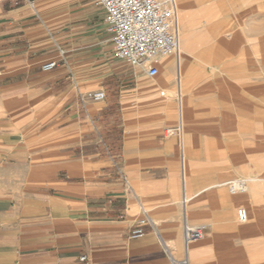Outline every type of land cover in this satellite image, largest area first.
<instances>
[{"label":"crops","instance_id":"0c3cea01","mask_svg":"<svg viewBox=\"0 0 264 264\" xmlns=\"http://www.w3.org/2000/svg\"><path fill=\"white\" fill-rule=\"evenodd\" d=\"M186 9L183 51L154 60L158 91L139 85L140 68L122 72L97 0H0V264H264L260 179L234 194L238 180L183 179L197 175L184 129L201 128L194 107L215 96L187 90L225 47L224 26H198ZM97 90L102 101L86 97ZM184 215L205 225L187 251Z\"/></svg>","mask_w":264,"mask_h":264},{"label":"rangeland","instance_id":"374dc122","mask_svg":"<svg viewBox=\"0 0 264 264\" xmlns=\"http://www.w3.org/2000/svg\"><path fill=\"white\" fill-rule=\"evenodd\" d=\"M175 3L179 9L187 4L185 16L192 15L198 26L225 27V47L213 55L212 64L200 66L203 72L199 76L203 80L187 90L194 94L212 92L215 96L209 98L214 101L212 104L194 107L191 115L202 121L201 128L184 129V144L189 142V137L192 139L189 149L184 146L185 156L187 150L193 152L189 162L197 175L195 180L187 173L183 179L187 187L190 183L203 187L230 180H247L250 185L251 178L256 177L260 179L257 193L264 206V0H182V4L176 0ZM208 34L203 33L206 38ZM220 59L224 64L215 63ZM125 64L121 63L122 72L127 69ZM158 69L155 78H148L144 70H135L142 78L139 85L159 91L164 76L162 69ZM224 102L226 109L219 110L217 107ZM176 131L180 134L181 128ZM243 206L247 205L238 202L235 208ZM184 260L187 262V257L181 261Z\"/></svg>","mask_w":264,"mask_h":264},{"label":"built area","instance_id":"2783aa9c","mask_svg":"<svg viewBox=\"0 0 264 264\" xmlns=\"http://www.w3.org/2000/svg\"><path fill=\"white\" fill-rule=\"evenodd\" d=\"M105 13L106 30L110 34V42L114 57L129 66L145 71L147 77L158 74V67L153 58L176 54L178 51L177 6L175 0H97ZM32 3V2H30ZM56 66L55 61L43 64L42 69L49 71ZM87 98L98 102L105 98L102 90L87 92ZM243 181L230 182L229 192H237V186ZM188 196L183 195L186 204ZM237 219L241 223L247 221L245 207L236 210ZM147 223L146 216L138 220L131 230L130 237L137 238L144 234L143 226ZM205 225L191 224L184 215L183 242L185 251L189 244L203 237ZM85 259L84 256L80 257ZM177 264H187L186 260Z\"/></svg>","mask_w":264,"mask_h":264},{"label":"bare ground","instance_id":"6f19581e","mask_svg":"<svg viewBox=\"0 0 264 264\" xmlns=\"http://www.w3.org/2000/svg\"><path fill=\"white\" fill-rule=\"evenodd\" d=\"M175 2H176V0H175ZM177 14H178V18H179V15H181L182 14V9H179V8H177ZM183 20V19H182ZM179 21H178V19H177V34H178V32H179V34H180V28H179ZM182 29V28H181ZM183 32V31H182ZM183 51V49H182V39L180 40V46H179V39H178V51H177V53H176V56L178 57L180 54H181V52ZM160 57H162V56H156V57H154L153 58V60H156V58H160ZM167 58L166 59H168V58H174L175 57V54L174 53H172V54H169V55H167L166 56ZM173 61V60H172ZM169 107V106H168ZM180 117L182 118L183 116L182 115H180ZM255 181V180H254ZM245 183V182H244ZM226 184V183H225ZM244 185V184H243ZM215 186V185H214ZM223 186V185H222ZM240 186V185H239ZM238 188V187H237ZM244 188V187H243ZM238 193V192H237ZM245 193V192H244ZM228 195V194H227Z\"/></svg>","mask_w":264,"mask_h":264}]
</instances>
